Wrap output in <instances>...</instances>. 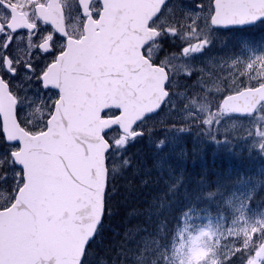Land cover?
<instances>
[{"label": "water", "instance_id": "95a60500", "mask_svg": "<svg viewBox=\"0 0 264 264\" xmlns=\"http://www.w3.org/2000/svg\"><path fill=\"white\" fill-rule=\"evenodd\" d=\"M79 1L87 13L90 0ZM101 3L98 20L86 21L85 36L70 39L48 68L46 81L60 96L45 131L32 134L21 126L17 100L0 79L2 132L19 144L16 156L28 177L15 201L0 210V264H69L78 259L72 256V244L79 241L83 248L93 222L90 214L104 198L105 182L108 185L107 154L112 145L105 134L117 127L134 138V126L150 116L148 109L167 91L166 68L143 54L159 35L149 26L159 0ZM8 6L13 12L9 29L35 28L27 26L16 7ZM214 14L229 25L223 29L250 27L264 20V0H216ZM40 16L55 24L42 9ZM240 92L247 103H228L250 109L243 114H254L264 102V83ZM111 108L121 111L104 117Z\"/></svg>", "mask_w": 264, "mask_h": 264}, {"label": "rangeland", "instance_id": "374dc122", "mask_svg": "<svg viewBox=\"0 0 264 264\" xmlns=\"http://www.w3.org/2000/svg\"><path fill=\"white\" fill-rule=\"evenodd\" d=\"M213 12V0H171L163 13V22L160 16L152 22V26L160 29L162 35L145 48V54L168 69L174 86L178 81V96L172 95L170 98L174 119L186 126L197 127L196 136L210 146L226 151L234 148L245 150L260 163L264 158V148L259 147L264 140L260 136L264 132V104L254 115H230L222 120L219 129L215 123L209 127L196 120L203 118V121L212 114L221 94L253 87L264 81V24L258 23L243 32L217 29L211 24ZM27 37H19L22 42H17L16 53L25 52L23 42H26ZM164 39L180 47L169 52L170 49L163 47ZM205 40L209 43H202ZM194 48H200V51H193ZM162 60L165 62L162 63ZM181 64L191 69V76L184 74ZM182 74L185 77L184 84L177 78ZM10 85L18 100L17 113L21 125L31 133L44 131L54 105L45 107L40 103V91L35 77L24 73L22 77L13 79ZM48 95L55 102L59 97L55 90ZM174 98L179 99V105ZM216 119H220L219 114ZM157 123V118L152 116L140 127L144 129L147 125L155 126ZM1 127L0 121V133ZM218 132L224 135H217L220 142L216 143L212 137ZM182 136H177L175 132L169 133L166 142L181 144ZM121 137L116 131L108 136L115 143ZM0 145L5 150L19 149L18 145L5 144L1 137ZM0 157L5 160L3 167H0V176L4 172L9 173L8 179H0V206L6 208L13 203L12 173L15 170L9 168V157L3 151H0ZM262 187L260 181L242 180L224 191L218 188V199L216 193L209 194L210 210L201 209L191 214V218L185 222L187 229L180 227L183 243L160 249L164 264H219L233 252V237L248 241L251 253L248 264H264V194L257 196ZM210 203L213 205L210 206Z\"/></svg>", "mask_w": 264, "mask_h": 264}, {"label": "trees", "instance_id": "16d2710c", "mask_svg": "<svg viewBox=\"0 0 264 264\" xmlns=\"http://www.w3.org/2000/svg\"><path fill=\"white\" fill-rule=\"evenodd\" d=\"M177 78L184 84L183 75ZM148 126L141 137L119 139L108 156V188L115 194L106 197L112 212L105 214L90 250L96 254L93 264L102 260L112 264L113 259L116 264H151L152 259L164 264L160 249L183 243L180 227L187 229L191 214L210 210L209 194L216 193L218 199V188L224 191L242 180L262 182L257 196L264 194V158L258 163L245 150L210 146L196 136L194 125H188L192 132L183 134L181 144L167 141L157 149L159 133L149 136ZM232 241L233 252L219 264H248V241L241 237Z\"/></svg>", "mask_w": 264, "mask_h": 264}, {"label": "snow or ice", "instance_id": "6c2138e0", "mask_svg": "<svg viewBox=\"0 0 264 264\" xmlns=\"http://www.w3.org/2000/svg\"><path fill=\"white\" fill-rule=\"evenodd\" d=\"M71 0H65L66 5H70ZM168 0H159V8L157 10L156 15H159L161 17V22H163L164 16L163 13L167 7ZM216 0H213V6L215 7ZM197 7H202V5H197ZM211 23L213 27L215 28H227L229 25L227 23H224L223 21L217 20L216 15L214 14L211 18ZM253 24L256 23L255 20L252 21ZM259 23L264 24V20H260ZM202 43L207 44L209 43L207 40L202 41ZM51 45L49 44L48 48L43 49L42 54L47 55L51 53ZM193 51H200V48H194ZM185 52H187V49H185ZM162 63L165 61H161ZM34 61L32 63H27L24 65L23 71L25 73H35V80L37 81L38 88L40 91V103L43 104L45 107H50L55 104V100L52 99L51 96L48 94L53 91L52 87L50 86L49 81H46V76L51 75L48 73L49 64L48 63H42L40 65L39 71L36 72V69L34 67ZM172 65H170V68ZM181 69L183 70L184 74L191 76V69L185 68L184 65H180ZM11 76L14 79L17 77L18 73L17 70L13 69L10 73L5 71L4 77ZM30 78V77H27ZM166 89H167V83H166ZM235 100L236 104H245L248 102L247 98L244 97L242 92H235L232 94L229 93H223L220 95L218 104L216 105L214 111L211 115H209L206 119L201 121L205 126H212L213 123H215V127L219 129L221 127L222 120L227 119L230 115L233 113H246L250 112V109H247L245 107H234L231 106L228 102ZM174 109L171 106L170 103V97L167 94V91L165 90L164 97L154 105V108L148 109V114L157 118V126L147 127V134L151 136L154 132L159 133V137L156 140V148L161 149L164 147L166 139L169 136V133L175 132L177 136L181 134H188L192 132L191 126H186L184 123L178 121L177 119H174L172 116V112ZM217 114L220 115V119H216ZM47 115V114H46ZM137 134L144 135L145 130L143 128L140 129L139 133L133 132L131 135L132 137H135ZM199 133H197L198 135ZM4 134L0 133V137H2ZM217 135L223 136V132H218L216 135H213L212 139L214 142L219 143L220 141L217 139ZM260 136L264 137V132L260 133ZM5 144H13V141L8 140L5 138L4 140ZM127 141H125V144L122 146H126ZM259 147L264 148V140L261 141L259 144ZM195 151V149H193ZM0 151L4 152V155L9 157L7 160L9 168L14 169L12 176H13V190L11 192V201H15L16 198V192H18L19 185L22 182V170H23V164L20 162V160L16 156V150L15 148H8L4 149L3 145H0ZM185 156L187 155V149H184ZM5 163V160L0 157V167H3V164ZM127 160L125 161V164H127ZM9 173L4 172L2 176H0V179H8ZM27 175L23 176V180H27ZM108 194H115V190L111 188H107V183L105 182V192H104V198H101L99 201V204L94 207L93 213L90 215L93 217V222L91 224V230L87 232V239L83 243V248L80 246L79 241H74L71 247V253L73 257H78V259H73L69 261V264H93V260L95 257V252H90V250L93 248V242L96 239V231L98 229V225L103 221L105 214L111 215L112 209L107 206V200L106 197ZM0 210H3V206H0ZM132 229H128V231H131ZM100 264H107V261L102 260ZM112 264H116L115 259H113ZM121 264H123V261H121ZM151 264H157L156 259H152Z\"/></svg>", "mask_w": 264, "mask_h": 264}, {"label": "flooded vegetation", "instance_id": "af4514ba", "mask_svg": "<svg viewBox=\"0 0 264 264\" xmlns=\"http://www.w3.org/2000/svg\"><path fill=\"white\" fill-rule=\"evenodd\" d=\"M8 5L16 7L18 12L26 17L28 27L35 26V28L33 30L24 28L16 31L9 29L7 24L12 19L13 12ZM40 9L54 19L56 25L44 21L40 16ZM101 10L102 3L100 0H90L87 13L79 0H71L70 5H66L65 0H0V22L2 24L0 31L1 76L4 77L5 71L10 73L15 69L18 73L15 79L20 78L25 73L23 71L24 65L33 61L36 72L39 71L42 63L51 65L67 49L70 39L81 40L85 36L86 21L89 17L97 20ZM242 30L246 29L239 31ZM25 35L28 36L26 42L25 40L23 42L26 46L25 52L16 53L17 42H22L19 37L24 36L25 39ZM49 44L52 49L51 53L42 54L43 49L48 48ZM7 64L10 67H7ZM31 74L35 77V73ZM4 79L9 83L11 89L10 82L14 78L9 75ZM109 111L118 110L113 108ZM135 129H138V125Z\"/></svg>", "mask_w": 264, "mask_h": 264}, {"label": "bare ground", "instance_id": "6f19581e", "mask_svg": "<svg viewBox=\"0 0 264 264\" xmlns=\"http://www.w3.org/2000/svg\"><path fill=\"white\" fill-rule=\"evenodd\" d=\"M217 189V188H216Z\"/></svg>", "mask_w": 264, "mask_h": 264}]
</instances>
